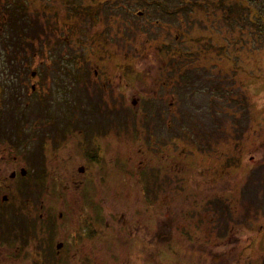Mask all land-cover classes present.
Returning <instances> with one entry per match:
<instances>
[{"label": "rangeland", "instance_id": "1", "mask_svg": "<svg viewBox=\"0 0 264 264\" xmlns=\"http://www.w3.org/2000/svg\"><path fill=\"white\" fill-rule=\"evenodd\" d=\"M238 1H244L248 8L243 9V17L240 13L235 14L237 19H244L247 23L252 18L253 7L261 9L264 17V0ZM232 4L238 5L236 1ZM3 5L9 8L26 5L31 13L26 19L21 16L19 8L11 9L6 14L0 9V146H7L11 156H18L21 153L32 161L36 160L34 155L35 150H38L41 159L37 161L49 163L46 169H42L41 179L45 178V183L50 184L51 180L46 176L53 169L50 166L55 165L54 152L57 148L69 149L67 152L69 177L85 179L86 175L79 170L85 165L89 167L91 162L88 164L84 159L82 143L90 152L97 145H103L104 158L101 166L106 185L103 184L101 188L98 183L95 188L92 185L90 203L93 208L102 212V220H109L110 224L114 217L111 219L109 216L113 211L117 214L119 210L132 212L133 209H138L131 216L136 220L141 218L147 207L144 201L146 194L144 196L143 192L147 189L145 187L147 172L162 166L165 170L164 175L162 171H155L160 177H156L154 172V176H151L148 192L152 201L149 202L155 205L159 200L156 196H161L159 193L162 191L170 194L169 202L165 204L164 209L166 213L167 206L170 207L167 214L178 222L174 228L180 234L173 232V242L169 244V248H155V257L162 260L158 264H166L167 260L170 261L169 264H194V260L199 258L202 264H259L264 257V30L259 36V29L252 26V32L249 25V30L245 29L238 35L240 39L233 36L234 47L228 55L238 71L235 69L234 73H231L225 68L220 71V67L217 66L213 73L207 72L209 79L213 76V79L217 80L215 84H203L202 87L199 85L197 78L206 75V69H203L204 73L201 75L193 68L184 71L182 76L185 81L181 83L183 86L171 90L174 106L170 105L171 99H162L158 96L163 91L159 89L155 91L153 87L151 88L150 79L143 76L150 74L153 79L163 77V73H157V70L133 75L139 82L135 83L136 79H132V82L134 81L138 87V92L145 95L144 104L153 101L149 106L140 109L139 114L131 110V93H134L131 89L120 95L122 102L128 100L122 105L121 116L114 113L103 114L104 110L113 112L116 108H121L119 103L116 105L108 103L103 96L105 94L114 97L112 92L115 91L104 89L101 83L86 80L83 89L100 101L99 107L95 106L99 110L94 111L95 121L89 120L94 117L90 116L92 107L88 109V119L82 118L81 110L78 116L77 109L75 120L69 116L68 123V118L65 117L68 128L65 127L63 131L56 133L54 130L60 127L61 119L58 117L54 120V117H51L53 122L46 121L45 118L38 119L40 113L44 112L43 107H47V113L52 114L59 104L69 100L68 93L69 96L71 93L72 98L76 97L75 92L80 97L82 89L78 88V93L74 88L76 86L68 85L70 90H67V75L63 68L69 65L65 60L69 58L70 53L69 26L56 23L55 18H49L51 15L33 14L30 0H0V8H3ZM57 8L61 9L62 13L69 10L68 4L64 5L62 0H57ZM253 12L258 15L256 11ZM200 28L201 26L198 29ZM76 29L77 35L83 33L82 24L76 25ZM236 30L238 32L234 23V31ZM197 33L198 31L194 29L190 34L191 38L196 39ZM121 34L122 38L130 36L134 39L129 45L123 44V52H136V49H139L140 52L137 53L139 55L144 48L136 41L140 33L123 28ZM192 45L194 49L199 48L193 43ZM242 57L243 61L240 60ZM132 59L136 61L132 62ZM132 59L122 56L118 63L122 66L135 63L138 65V71L146 66L155 68L164 66L155 56L146 60L142 67L137 63V57ZM211 62L224 67V59L220 58V55L211 61L204 60L202 64L209 67ZM186 64L189 66L190 60H186ZM34 71L42 72V80L46 82L47 94L42 95L44 98L42 103L37 101V94L28 97L21 94L17 86L19 83H26L30 89L32 82L29 81ZM174 73L177 76L178 72ZM143 81L146 82L140 83ZM122 83L125 84L124 79ZM37 86L41 88L39 84ZM120 87L123 88V85ZM186 90L187 93L183 97ZM98 112L102 114L99 115ZM20 114L30 116L18 120ZM119 119L120 122L115 124ZM69 129L74 130L70 132ZM106 134L105 138L101 136ZM115 134L118 136H114ZM100 140L101 143H97ZM231 143L232 161L228 165H231L233 174L229 175L227 182H214L203 190L211 178L203 175L202 170L210 166L211 170L215 163L213 159L204 156L210 154L215 147L220 156L228 152ZM258 144L260 150L256 152L255 146ZM161 145L169 147V154L164 157L156 152V148ZM140 147L142 153L139 151ZM183 149L199 152L197 153L199 163L190 152L189 160L179 158L182 165L173 162V159H177L173 158V152ZM148 151L152 155V163L145 162L140 167L139 163L145 160ZM218 161L220 164L219 159ZM186 164L190 166H183ZM33 172L37 177L38 170L35 169ZM97 176L98 174L96 180ZM163 177L176 183L178 187L172 190L171 184L162 181ZM134 186L136 191L132 192ZM80 191L76 187L69 191L73 196L71 202L74 217L83 207ZM134 198L135 202L132 201ZM129 200L132 203H129ZM116 202H126V205L123 208ZM1 211L5 212L3 207ZM193 214L197 219V229L190 227L191 218L189 221L184 220L185 215L189 217ZM249 219L255 230L248 225L249 230L236 233L238 243L233 242L228 249L217 248L219 241L231 238L232 235L228 231L232 226H244ZM22 223L19 221L13 224L3 213L0 215V227H4L8 233L16 229V226L21 228ZM192 229L198 232L195 233L199 237V241L195 242V249L191 248L194 246ZM183 234H186V237H183ZM2 237L4 239L6 234ZM174 239L179 240L174 242ZM249 244H253V247L248 248ZM234 247L236 249H233ZM115 250L117 249L112 248L111 253ZM224 252H227V257L224 256Z\"/></svg>", "mask_w": 264, "mask_h": 264}, {"label": "flooded vegetation", "instance_id": "2", "mask_svg": "<svg viewBox=\"0 0 264 264\" xmlns=\"http://www.w3.org/2000/svg\"><path fill=\"white\" fill-rule=\"evenodd\" d=\"M226 1V3H218L217 0L203 2L197 0H64V5L67 3L69 10L63 13L60 12L61 9L57 8V0H30V3L32 13L36 16H39L40 13L51 15L49 18H55L56 23L69 25L70 53L69 58L65 59L69 65H66V69L62 67L67 75V90L73 86H76L74 88L77 90L78 88L83 89L86 80L101 83L104 89L115 91L112 92L114 97L103 95L108 103L121 105V108H116L113 112L104 110L103 114L114 113L121 116L122 105L126 104L128 100L122 102L120 95L128 89L134 92L131 93L130 105L135 114H139L140 109L153 103L151 101L144 104V93L138 92V87L134 81L132 82V79L137 78L133 76L136 73H152L155 70L157 73H163V77L158 76L155 79L150 74L143 76L145 79H150L151 88L153 87L155 91L156 89L163 91L158 96H161L162 99H171L170 105L174 106V96H171V90H176L177 86L179 88L183 86L181 83L185 81V78L182 73L189 68H193L199 75L203 69H206V75L197 78L200 86L217 82L213 76L209 79L207 74V72L213 73L217 66L220 67V71H223L224 68L231 73H234L235 69L238 71L228 55L234 47L233 36L240 39L238 36L240 32L245 29L249 30V25L253 32L252 26L254 25L251 24V21L246 23L244 19H237L233 11L232 2L234 0ZM234 23L238 32L234 31ZM81 24L83 33L77 35L76 25ZM263 25L264 17L259 12L257 24L259 36L263 33ZM200 26L201 28L198 29ZM203 27L204 32H202ZM123 28H127L130 32L138 31L140 33L136 41L144 48L139 55L137 54L140 52L139 49H136V52H123V44L129 45L134 41L130 36L122 38ZM156 28L158 32L155 31ZM194 29L198 31L196 39L191 38L190 35ZM192 43L199 48L194 49ZM237 46L240 47V44ZM218 55L224 59V67L213 62L209 67L202 64L204 60L211 61ZM122 56L131 59L137 57V63L141 67L146 60L155 56L165 67L161 65L156 68L146 66L138 71V65L135 63L124 66L119 64ZM186 60H190L189 66L186 64ZM240 60L243 61V57ZM134 61L136 60L132 59V62ZM174 72H178L177 76ZM31 77L32 79L29 81L32 82L31 88L28 89L26 83H19L17 85L19 91L28 97L37 94V101L42 103L44 99L42 95L47 94L46 82L42 80L43 74L40 71H34ZM122 79L125 84L122 83ZM137 79L135 83L139 82ZM37 84L41 88H38ZM121 85L123 88L120 87ZM82 89L80 97L76 92L75 98L71 97V93L69 96L68 93L69 100H66L64 104H59L52 114L47 113V107H43L45 113H40L38 119L45 118L44 120L53 122L51 117H54V120L59 117L61 125L54 130L57 133L67 127L65 117L68 118L69 123V116L74 119L77 109L78 116L81 110L82 118L87 117L88 119V109L92 107L90 116L94 115V111L98 110L95 106L99 107L100 101H97L96 97L90 96L87 90ZM186 93L187 90L183 92V97ZM62 105L64 106L62 107ZM34 108L37 111V108ZM61 109L63 112H60ZM97 114L100 115L102 112ZM29 116V114H20L18 120L21 118L24 120ZM120 119L115 124H118ZM89 120L95 121V115ZM73 130L69 129L70 132ZM210 134L212 135L213 132ZM101 136L105 138L107 134ZM101 140L97 143H101ZM85 147L82 143L84 159L88 164L91 162L89 167L85 165L79 170L84 173V176L86 175L85 179L76 176L69 177V159L67 157L69 149L60 147L54 152L56 162H53L54 166H50L53 169L46 177H49L51 182L47 184L45 178L41 179V174L42 169H46L49 163L37 161L39 158L41 159L38 150H35L34 158L36 160L32 161L21 153L18 156H11V151L7 146H0V212L7 216L8 221L13 224L19 221L23 222L21 228L16 226V229L10 230L9 233L4 227H0V242H3L0 243V264H158L162 262L160 258L155 257V248L168 247L173 242V232L177 233L174 226L178 222L167 214L169 206L165 213L164 206L169 202L170 194L162 191L163 193H159L161 196H156L159 200L153 205L152 202H149L152 197H150L148 188L151 184V176H154L153 172L156 173V177H160L155 171H162L164 175V168L158 166L147 172L145 181L147 189L143 191L144 196L146 194L144 201L147 207L141 218L136 220L131 216L138 209H133L132 212L119 210L117 214L113 211V214L109 216L111 219L114 217L110 224L109 220H102V212L97 211L90 203L92 185L95 188L98 183L101 188L105 184L101 166L104 158L103 145H97L91 152ZM168 149V146L161 145L156 148V152L164 157L169 154ZM259 150L260 145L258 144L255 146V151ZM139 151L143 152L141 147ZM188 152L192 153L196 162L199 163L197 154L199 152L188 151V149L173 152V158L178 159H173V162L182 165L179 158L189 160L191 156L188 155ZM232 152L233 144L231 143L228 152L220 156L216 147L210 154L204 156L213 159L215 163L211 170V166L202 170L203 175L211 178H208L210 180L202 188L203 190L214 182H227L229 175L233 174L231 165H228L232 161ZM145 162L152 163V155L149 151L145 160H141L139 163L140 167ZM35 169L38 170L37 177L33 172ZM162 181L171 184L172 190L178 187L176 183L170 182L164 177ZM75 187L81 190L80 196L83 201V207L76 217L73 216L71 202L73 196L69 192ZM135 191L136 186L133 187L132 192ZM100 193L102 192L100 191ZM225 200L228 201V199ZM132 201L135 202V198ZM132 201L129 200V203ZM116 204L124 208L126 202H116ZM135 206L137 208V204ZM2 207L5 212L1 211ZM189 219L190 227L197 229L195 215L184 216V220L189 221ZM251 223L252 221L249 219V222L244 226H232L228 231L232 235L231 238L219 241L217 248L228 249V246L233 242L238 243L239 238L236 233L249 230L248 225L252 227V230H255ZM191 231L194 232V241L192 242L194 246L191 248L195 249V242L199 241V237L196 235L198 232L193 229ZM11 233L14 234L11 235ZM4 234L6 237L3 239L2 235ZM183 237H186V234H183ZM175 240L179 239H174V242ZM250 247H253V244H249L248 248ZM112 248L117 250L111 253ZM226 255L227 252H224L225 257H227ZM169 263L170 261L167 260L166 264ZM194 264H202L201 259L194 260Z\"/></svg>", "mask_w": 264, "mask_h": 264}, {"label": "trees", "instance_id": "3", "mask_svg": "<svg viewBox=\"0 0 264 264\" xmlns=\"http://www.w3.org/2000/svg\"><path fill=\"white\" fill-rule=\"evenodd\" d=\"M62 1H64V0H62ZM234 1H236L237 2V4L238 5H240V6H238V5H235V6H233V11H234V14H239L240 13V16H242L243 17V15H244V11H243V9H245L246 7H247V5L244 3V1H238V0H234ZM258 4H260V3H258ZM19 6H21V5H19ZM15 8H19V9H21V16L22 17H24V18H26L27 19V15L29 16V12H30V8L27 6L26 7V5H22L21 7H18V6H14V8H9V6H4L3 5V8H0V9H3V11H5V13L4 14H6V12H10L11 11V9H15ZM239 8H240V10H239ZM248 8V7H247ZM253 11H256L258 14H259V12H261V9H259V8H256V7H253V10H252V18L249 20V21H251V24L252 25H254L255 27H257L258 28V26H257V24H258V15L257 14H254V12ZM262 13V12H261ZM263 14V13H262ZM246 17H247V15H246ZM255 17V19H253ZM65 26H69L68 24H65ZM264 27V26H263ZM69 28V27H68ZM260 261V260H259ZM259 264H264V257H263V259L259 262Z\"/></svg>", "mask_w": 264, "mask_h": 264}]
</instances>
